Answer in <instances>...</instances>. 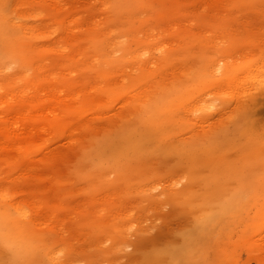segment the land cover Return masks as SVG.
Masks as SVG:
<instances>
[{
  "label": "rangeland",
  "instance_id": "rangeland-1",
  "mask_svg": "<svg viewBox=\"0 0 264 264\" xmlns=\"http://www.w3.org/2000/svg\"><path fill=\"white\" fill-rule=\"evenodd\" d=\"M0 90V264H264V0H0Z\"/></svg>",
  "mask_w": 264,
  "mask_h": 264
},
{
  "label": "bare ground",
  "instance_id": "bare-ground-1",
  "mask_svg": "<svg viewBox=\"0 0 264 264\" xmlns=\"http://www.w3.org/2000/svg\"><path fill=\"white\" fill-rule=\"evenodd\" d=\"M15 77V76H14ZM2 93V91L0 90V94ZM9 94H11V92L9 93ZM2 95V94H1ZM0 95V96H1ZM7 96H9V95H7ZM10 98V97H9ZM1 99V98H0ZM3 101V100H2ZM1 100H0V103L2 102ZM4 102V101H3ZM2 102V103H3ZM19 176V175H18ZM16 178V177H15ZM15 178H14V180H15ZM7 181V180H6ZM12 182V181H11ZM13 194V193H12ZM11 194V195H12ZM0 195H1V193H0ZM2 195H4V196H6V191H4L3 193H2ZM8 196V195H7ZM5 201H7V203H9V207H10V205H11V200H8V199H5ZM13 202H15V203H12V206L16 209V211L17 212H20L21 211V209H20V207H19V202H17V201H13ZM21 216H23V218H24V214H22ZM24 219H26V218H24ZM29 219H30V217H29ZM29 221V220H28ZM74 221H76V220H74ZM26 222H27V220H26ZM51 223H52V221H50ZM28 223V222H27ZM34 223V222H33ZM21 224H23L22 222H21ZM57 224V223H56ZM37 226H38V224H36ZM35 225V226H36ZM51 225V224H50ZM54 225V224H53ZM64 225V224H63ZM48 226V225H47ZM60 226V225H59ZM55 227H58V226H56L55 225ZM68 227V226H67ZM52 229H54V228H52ZM63 229V228H62ZM65 230V229H64ZM57 231V230H56ZM53 232V231H52ZM61 233V232H60ZM62 235V234H61ZM49 252H52V250L51 251H49ZM54 253H56V252H54ZM54 253H49V257H50V259H51V261L54 263V261L56 260L55 258H56V255L54 254ZM58 253V252H57ZM61 256V255H60ZM61 262V261H60ZM55 264H56V262H55ZM59 264V263H58Z\"/></svg>",
  "mask_w": 264,
  "mask_h": 264
}]
</instances>
